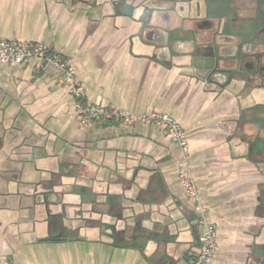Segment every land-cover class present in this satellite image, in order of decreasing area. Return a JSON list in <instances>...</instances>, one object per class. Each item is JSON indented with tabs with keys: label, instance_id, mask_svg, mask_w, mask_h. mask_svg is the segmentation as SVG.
<instances>
[{
	"label": "crops",
	"instance_id": "0c3cea01",
	"mask_svg": "<svg viewBox=\"0 0 264 264\" xmlns=\"http://www.w3.org/2000/svg\"><path fill=\"white\" fill-rule=\"evenodd\" d=\"M0 38L71 59L93 103L175 118L211 264H264V76L247 67L264 0H0ZM182 168L159 128L81 125L53 66L0 64V264H194Z\"/></svg>",
	"mask_w": 264,
	"mask_h": 264
},
{
	"label": "built area",
	"instance_id": "2783aa9c",
	"mask_svg": "<svg viewBox=\"0 0 264 264\" xmlns=\"http://www.w3.org/2000/svg\"><path fill=\"white\" fill-rule=\"evenodd\" d=\"M29 59H38L53 66L59 73L61 83L74 100L75 115L83 126L106 124L119 121L122 126L144 124L159 128L176 143L183 154V168L179 182L186 198L197 213L201 232L199 234L200 253L194 264H211L218 251L217 230L207 218V209L200 200V191L189 168L190 146L184 127L172 116L164 112L134 113L115 104L101 105L87 97L86 84L80 79L71 59L61 56L44 43L22 42L0 38V64H23ZM5 264H7L5 262Z\"/></svg>",
	"mask_w": 264,
	"mask_h": 264
},
{
	"label": "water",
	"instance_id": "95a60500",
	"mask_svg": "<svg viewBox=\"0 0 264 264\" xmlns=\"http://www.w3.org/2000/svg\"><path fill=\"white\" fill-rule=\"evenodd\" d=\"M257 55V54H256ZM263 57L264 55H257L254 58H251V67L247 66L250 70H257L262 76H264V74L262 73V70L264 69L263 66Z\"/></svg>",
	"mask_w": 264,
	"mask_h": 264
},
{
	"label": "flooded vegetation",
	"instance_id": "af4514ba",
	"mask_svg": "<svg viewBox=\"0 0 264 264\" xmlns=\"http://www.w3.org/2000/svg\"><path fill=\"white\" fill-rule=\"evenodd\" d=\"M259 53H262V54H259ZM259 53H257V55L259 56V55H264V52H259ZM257 55H255V56H257ZM262 62H263V66H264V57H263V60H262ZM251 66V65H250ZM262 73L264 74V69L262 70Z\"/></svg>",
	"mask_w": 264,
	"mask_h": 264
}]
</instances>
